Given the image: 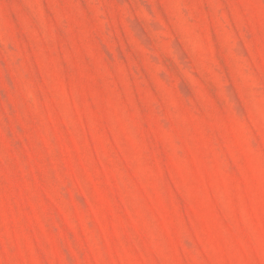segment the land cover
Returning a JSON list of instances; mask_svg holds the SVG:
<instances>
[{
	"label": "rangeland",
	"instance_id": "obj_1",
	"mask_svg": "<svg viewBox=\"0 0 264 264\" xmlns=\"http://www.w3.org/2000/svg\"><path fill=\"white\" fill-rule=\"evenodd\" d=\"M0 264H264V0H0Z\"/></svg>",
	"mask_w": 264,
	"mask_h": 264
}]
</instances>
